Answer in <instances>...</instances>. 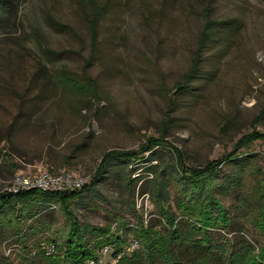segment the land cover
I'll return each mask as SVG.
<instances>
[{
  "label": "rangeland",
  "instance_id": "1",
  "mask_svg": "<svg viewBox=\"0 0 264 264\" xmlns=\"http://www.w3.org/2000/svg\"><path fill=\"white\" fill-rule=\"evenodd\" d=\"M93 1L105 4L93 51L80 0L12 2L15 16L0 28V192L17 173L70 170L91 177L105 152L138 150L152 138L160 142L153 163H172L176 150L189 167L231 151L247 157L240 190L249 202L242 212L258 213L252 201L254 188L264 191V140L236 145L246 133L264 132V0ZM206 9L229 26L199 51L187 89L178 91ZM48 16L71 26L78 38L54 30ZM44 46L62 50L61 58L46 61ZM61 70L90 81L92 93L62 82ZM219 168L217 181L233 170L225 162ZM126 172L123 163L112 162L74 204L77 219L113 231L123 230L119 224L150 222L153 204L138 188L152 176L139 168L131 177L141 174V180L128 189ZM223 202L232 208L235 196ZM37 206L38 218L52 212L48 230L17 216L20 204L1 214V222L12 219L13 227L0 225V264L38 263L46 239L67 231L69 221L58 207ZM246 227L245 240L261 244L257 226Z\"/></svg>",
  "mask_w": 264,
  "mask_h": 264
},
{
  "label": "trees",
  "instance_id": "2",
  "mask_svg": "<svg viewBox=\"0 0 264 264\" xmlns=\"http://www.w3.org/2000/svg\"><path fill=\"white\" fill-rule=\"evenodd\" d=\"M80 1L85 8L84 20L90 50L93 51L97 43L99 18L104 12L105 4H95L93 0ZM12 2L13 0H0V28L5 27L15 16ZM204 18L197 38L195 57L184 75L185 80L176 84L178 91L187 89L186 82L196 69L199 51L217 30L229 26L228 21L211 19L207 9ZM46 20L54 30L78 38L71 26L50 16ZM41 53L46 61L54 62L61 58L63 51L44 46ZM59 79L69 87L86 93L93 91L90 81L81 83L73 79L66 70L59 72ZM257 139L264 140V132L254 130L246 133L238 139L236 146L241 147ZM157 143L160 142L149 138L138 150L112 149L105 152L88 183L80 189L62 192L37 189L17 193L0 192V216L20 204L17 216L37 221L33 229L48 230L51 220L53 222L52 212L42 211L45 216H37V205L43 204L47 209L58 207L69 221L63 237H48L47 244L37 254L38 263L28 264H78L97 257L103 246H109L111 258L117 259L110 264H264V191L253 189L257 195L254 196L256 201H252V206L257 208L258 213L253 210L245 214L242 212V207H246L249 202L240 190L241 174L244 165L248 164L247 157H238L236 151H231L202 166L189 167L185 166L182 154L176 150L172 163L159 164L157 161L153 163L157 157ZM116 161L126 166L125 186L128 189L132 182L135 186L141 180V174L131 177L139 168L152 176L150 181H142L138 190L149 193L153 204V218L147 224L138 226L119 224L122 231H113L110 225L98 226L79 221L73 211L74 204L94 188L110 164ZM223 162L233 170L217 181L220 177L219 167ZM261 185L262 183L259 184ZM233 195L235 204L229 208L223 199ZM12 222V219L5 218L2 222L0 219L1 229L4 226L13 227ZM246 224L257 226L262 232L261 244L256 245V240L249 244L245 240L248 236ZM128 232L133 234L130 240L135 239L138 243L130 252L125 251L130 241L125 236ZM50 247L52 251H48ZM254 250L257 252L253 253Z\"/></svg>",
  "mask_w": 264,
  "mask_h": 264
},
{
  "label": "built area",
  "instance_id": "3",
  "mask_svg": "<svg viewBox=\"0 0 264 264\" xmlns=\"http://www.w3.org/2000/svg\"><path fill=\"white\" fill-rule=\"evenodd\" d=\"M90 180L89 175L79 174L70 170H61L51 172L49 170H39L34 173H17L10 180L8 185L2 190L9 193H17L22 190L37 189L38 191H70L80 189ZM138 246L135 239L127 244L125 251L130 252ZM52 251V247L48 248ZM111 249L109 246H103L99 255L95 258H89L78 264H110L117 261L111 258Z\"/></svg>",
  "mask_w": 264,
  "mask_h": 264
}]
</instances>
